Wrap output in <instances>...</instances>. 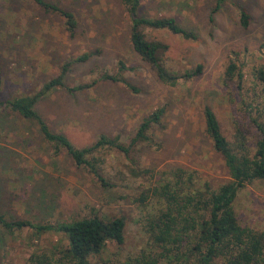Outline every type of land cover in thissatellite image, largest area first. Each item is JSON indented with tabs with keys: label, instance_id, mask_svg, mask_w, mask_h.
<instances>
[{
	"label": "rangeland",
	"instance_id": "rangeland-1",
	"mask_svg": "<svg viewBox=\"0 0 264 264\" xmlns=\"http://www.w3.org/2000/svg\"><path fill=\"white\" fill-rule=\"evenodd\" d=\"M64 4L71 6L78 20L74 37L65 31L60 17L43 12L32 0H0V100L35 94L60 74L65 63L83 54L90 57L70 66L63 80L67 87L116 75L117 63L122 61L131 68L123 75L136 93L120 83L99 81L84 93L56 90L40 100L36 110L53 131L83 148L100 135L118 136L129 144L143 118L163 108L161 127L154 130L161 148L136 145L131 160L110 149L98 153V173L112 185L106 188L65 153L55 157L34 124L3 112L0 215L10 221L25 220L30 226L9 232L0 227V264H28L35 254L56 255L64 236L40 233L35 227L92 216L123 217L125 233L121 246L109 244L91 264H120L142 250L148 252L144 220L156 207L150 202L142 205L138 199L152 184V174L182 167L198 172L202 182L213 186L228 179L222 158L204 132L202 113L206 105L211 107L230 141L234 115L248 126L237 100L222 84L230 61L240 66L247 92L263 87L254 72L264 69V0L145 1L143 15L173 17L196 36L184 40L168 32L146 30L149 40L168 47L162 57L168 69L203 67L195 80L174 87L159 82L152 67L132 51L121 0H68ZM242 11L250 16L246 29L240 25ZM249 130L256 136L252 127ZM145 171L148 174L142 175ZM235 210L243 226L264 230V180L239 192Z\"/></svg>",
	"mask_w": 264,
	"mask_h": 264
},
{
	"label": "trees",
	"instance_id": "trees-1",
	"mask_svg": "<svg viewBox=\"0 0 264 264\" xmlns=\"http://www.w3.org/2000/svg\"><path fill=\"white\" fill-rule=\"evenodd\" d=\"M32 1L43 12L60 17L70 37L76 35L78 20L71 6L64 4L68 0ZM145 1L151 0H121L132 51L152 67L159 82L166 86L174 87L181 82L195 80L202 74L203 67L197 65L185 71L168 69L162 58L168 47L160 41L149 40L146 30L168 32L184 40H194L195 34L180 26L173 17L143 15L141 7ZM249 24L250 16L242 11L241 27L246 29ZM89 57V54H83L65 63L60 74L44 83L35 94L0 100V115L8 111L34 124L42 139L51 146L55 157L65 153L74 165L94 174L101 186L109 188L111 183L98 173L101 160L96 155L110 149L131 160V150L136 145L160 149L161 142L155 137L154 130L161 127L164 109L156 108L144 117L129 144L122 142L118 136L100 135L89 146L75 147L63 133L53 131L38 113L36 105L40 100L59 89L69 94L84 93L97 86L99 81L120 83L131 92H137L123 75L131 68L122 61L117 63L116 75L105 74L89 84L67 87L63 80L70 66L86 62ZM254 77L263 87L260 91L247 92L244 74L236 62L230 61L224 72L222 84L231 91V97L237 100L244 120L249 123L246 126L234 115L231 141L225 136L211 107L206 105L203 108L204 132L213 151L222 158L228 179L213 186L202 182L198 172L182 167L152 174V184L138 199L142 205L150 202L156 207L144 220L148 252L142 250L120 264H264V230L243 226L235 210L239 192L256 181L264 180V69L256 70ZM1 86L0 62V90ZM249 127L256 131V136H251ZM56 224H41L35 230L40 233L60 232L64 236V245L56 250V255H32L28 264H91V260L100 256L109 244L121 246L124 243L123 217L92 216ZM24 226H30V223L25 220L10 221L0 215V227L7 232Z\"/></svg>",
	"mask_w": 264,
	"mask_h": 264
}]
</instances>
